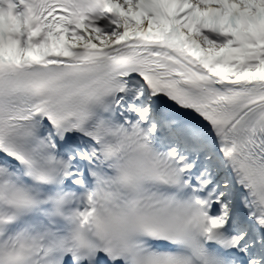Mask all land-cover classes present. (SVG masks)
<instances>
[{
  "label": "snow or ice",
  "instance_id": "obj_1",
  "mask_svg": "<svg viewBox=\"0 0 264 264\" xmlns=\"http://www.w3.org/2000/svg\"><path fill=\"white\" fill-rule=\"evenodd\" d=\"M0 264H264V0H0Z\"/></svg>",
  "mask_w": 264,
  "mask_h": 264
}]
</instances>
